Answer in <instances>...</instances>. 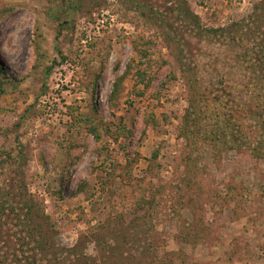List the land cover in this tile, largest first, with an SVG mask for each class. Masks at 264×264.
Listing matches in <instances>:
<instances>
[{"label": "rangeland", "instance_id": "obj_1", "mask_svg": "<svg viewBox=\"0 0 264 264\" xmlns=\"http://www.w3.org/2000/svg\"><path fill=\"white\" fill-rule=\"evenodd\" d=\"M185 1L205 26L215 27L247 16L254 4L264 6L261 0ZM64 3L0 0V6L12 7L0 19V67L15 78L0 93V147L15 149V136L23 144L26 188L50 216L54 231L46 236L63 248L66 264H264L263 158L230 152L216 162L207 155L196 177L202 190L191 189L193 210H183L185 221L164 218L169 202L161 200L155 211V206L136 207L121 150L130 140L121 135L114 141L105 134L96 140L87 134L83 119L94 114L87 84L107 54L95 101L112 132L118 134L114 124L121 123L134 133L133 147L140 156L132 184L157 187L173 181L184 147L179 121L188 96L176 62L178 49L145 21L144 8L135 9L131 2L81 0L59 26L54 17ZM145 39L153 41L148 53L152 65L143 68L155 79L138 95L142 86L135 87L130 73L121 94L110 102L114 65L119 63L120 74L130 58L138 61L132 46H143ZM213 47L217 50V44ZM195 48L193 41L187 50ZM163 60L174 63L176 79H168ZM148 114L154 121L145 126ZM85 135L88 150L70 152L81 154L61 181L70 138ZM102 145L112 151L111 159L103 149L97 153ZM104 168L114 177L102 185ZM184 233H189L188 241L180 242L178 236Z\"/></svg>", "mask_w": 264, "mask_h": 264}, {"label": "trees", "instance_id": "obj_2", "mask_svg": "<svg viewBox=\"0 0 264 264\" xmlns=\"http://www.w3.org/2000/svg\"><path fill=\"white\" fill-rule=\"evenodd\" d=\"M80 1L65 0L60 5L54 17L59 26L67 23L69 13L79 8ZM124 1L133 3L135 9L144 8L141 15L145 21L154 25L166 42H174L178 49L176 62L188 87L186 106L179 121V136L184 139L178 164L179 174L175 180L157 187L150 183L132 184L135 179L132 170L140 156L137 148L133 147L134 133L121 123L114 124L118 134L112 132L110 125L102 120L95 101L94 91L102 75L101 69L105 67L107 54L101 61L102 67L94 72V77L87 84L94 114L86 116L83 123L87 134L93 135L96 140L102 134L114 141L121 135L128 137L130 141L121 147L125 159L123 168L136 207L145 209L155 206V211L161 200L166 205L169 202L163 216L179 223L183 219L185 221L183 210H193L194 187L202 190L201 181L196 177L200 171L199 165L207 155L216 162L230 152H248L252 158L264 159V6L254 4L247 16L215 27L205 26L185 0H167L166 3H171L169 9L162 3L164 0ZM261 1L264 3V0ZM10 11L12 7L9 4L0 6V19ZM193 41L196 48L190 53L187 47ZM143 43L140 46L134 42L132 46L139 57L138 61L130 58L120 74H117L119 63L114 65L116 74L108 95L110 102L121 94L123 81L130 73L135 87L142 86L141 90L136 91L138 95H143L155 79L154 74L143 68L144 65H152L148 63V53L153 41L145 39ZM214 44H217V50H211ZM162 64L168 66V79H176L174 63L163 60ZM13 79L0 67L1 94L5 91V85ZM144 121L148 126L154 121L153 116L146 115ZM14 143L15 149L0 147V264H66L68 261L62 255L63 248L52 244L46 236L47 231H54L50 216L45 214L42 202L26 188L25 148L17 136ZM77 148L88 150L87 135L70 138L66 152L69 160L67 165L62 166L61 181L65 169L80 157L81 152L70 155ZM101 149L112 158V151L107 146L96 149L98 154L103 152ZM156 156L157 152H154L153 158ZM41 161L45 164L43 159ZM104 171L106 178L105 181L100 180L102 185L114 177L106 168ZM83 188L82 185L78 189L83 191ZM43 225L48 228L43 229ZM188 238L189 233L178 236L180 242H187Z\"/></svg>", "mask_w": 264, "mask_h": 264}]
</instances>
